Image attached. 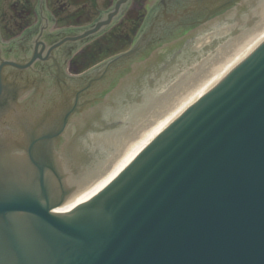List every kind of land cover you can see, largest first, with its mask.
<instances>
[{"label":"water","instance_id":"water-1","mask_svg":"<svg viewBox=\"0 0 264 264\" xmlns=\"http://www.w3.org/2000/svg\"><path fill=\"white\" fill-rule=\"evenodd\" d=\"M256 1L114 0L92 24L56 30L41 15L33 54L22 36H0V264H264V40L103 190L57 212L74 189L60 160L88 164L92 132L169 104L161 97L187 83L186 59L201 63L209 49L202 37ZM128 20L141 28L127 51L71 74L77 53ZM67 30L78 33L61 38ZM129 109L124 123L117 114Z\"/></svg>","mask_w":264,"mask_h":264},{"label":"bare ground","instance_id":"bare-ground-1","mask_svg":"<svg viewBox=\"0 0 264 264\" xmlns=\"http://www.w3.org/2000/svg\"><path fill=\"white\" fill-rule=\"evenodd\" d=\"M234 21L232 25H228L230 22L224 23L202 37L200 43H207L206 47L209 48L199 59L202 64L195 62L191 56L186 59L180 79L187 83L173 97L172 94L161 97L162 103L167 101L169 104L147 119L142 118V113L132 116L125 129H110L107 134L97 136L98 129L92 132L93 127L90 132L94 134L88 135L83 142V150L94 153V156L90 155V160H85L88 164L78 166L72 156L60 160L68 182L74 189L71 194L73 198L57 211L58 214H67L103 190L167 124L264 40V0H257L244 15L234 17ZM249 23L251 26L246 28ZM233 32H236L233 37L226 38L228 41L231 39L227 46H221L224 36ZM197 68V71L192 72L191 69ZM148 97L154 102L156 95L150 94ZM154 106L152 104L149 110L153 111ZM133 111L129 109L117 115L120 120H124Z\"/></svg>","mask_w":264,"mask_h":264},{"label":"trees","instance_id":"trees-1","mask_svg":"<svg viewBox=\"0 0 264 264\" xmlns=\"http://www.w3.org/2000/svg\"><path fill=\"white\" fill-rule=\"evenodd\" d=\"M69 3L77 7V10L72 12V14L65 15L64 7L60 6L58 0H51L52 12L60 22H64L63 26H72V25H87L91 23L95 17L91 14L90 10L87 9V5L91 0H67ZM136 1V0H135ZM110 3V1H109ZM16 9V8H15ZM19 10L16 12L18 13ZM25 13V15H24ZM19 14V13H18ZM34 16V7L28 2L27 7L20 10V14L14 20V24L10 26H2V32L6 39L12 38L17 34L21 33L26 27L32 23ZM19 18L21 20H19ZM129 29L130 33L121 35L122 27ZM127 26V27H125ZM140 28L139 21L137 20H128L126 25H120L111 31L110 34L104 36L103 38L98 39L89 46H87L80 55L76 56L71 64V72L74 74L82 73L92 66L101 62V56L104 54L107 57H111L118 53L125 51ZM83 60H85L83 62Z\"/></svg>","mask_w":264,"mask_h":264},{"label":"rangeland","instance_id":"rangeland-1","mask_svg":"<svg viewBox=\"0 0 264 264\" xmlns=\"http://www.w3.org/2000/svg\"><path fill=\"white\" fill-rule=\"evenodd\" d=\"M38 0H0V29L2 31V26H10L14 24V20L18 17L20 14V10L22 7L26 8L27 3L29 2L33 7L36 5ZM61 7H64V14L62 15V18L65 17L67 14H72V12L77 10V7L69 3L67 0H58ZM109 1L112 0H91V2L87 5V9L90 10L93 17H99L101 15L102 11H105L109 5ZM51 0H46V9L52 12V8L50 6ZM16 8V9H15ZM17 10L18 13L16 12ZM49 11V12H50ZM25 15V13H24ZM19 20H21L19 18ZM39 21V15L33 16L32 23L37 24ZM234 23V19L232 20ZM31 23V24H32ZM65 23L57 21L58 28H63Z\"/></svg>","mask_w":264,"mask_h":264},{"label":"flooded vegetation","instance_id":"flooded-vegetation-1","mask_svg":"<svg viewBox=\"0 0 264 264\" xmlns=\"http://www.w3.org/2000/svg\"><path fill=\"white\" fill-rule=\"evenodd\" d=\"M153 1L154 0H152V2ZM133 2H134V0H133ZM128 11H129V9H127V12ZM130 13H132V12H129V14H128L129 17L131 16ZM39 14L44 15V19L46 20V22H45V20H44V22L45 23H49V25L53 29V22H52L51 15L46 14L45 11H44V7L41 8L40 5H38L37 6V9H36V15H39ZM37 22H38V24H35L33 26H29L28 28H26V30H23L19 34L20 36H22L21 40H24V41H18V42H16L20 47H23L26 44H29V46L31 48L30 49L31 54H33L34 51L38 50L39 47H40V49H42V46L40 45L41 36H43L42 30H41L42 29V25H40L41 24L40 21H37ZM77 33H78L77 31L67 30L65 32H62L60 34V37L61 38H63V37L65 38V37L70 36V35H75L76 36ZM0 36H1L2 41H4V40L5 41H9V39L7 40V39L4 38V35H3L2 31H0ZM77 46H78V43H73L69 48H67V50L65 51V53L71 52ZM5 49H7V47L5 45H2L1 42H0V54H1V57L3 59H8V56L6 54ZM38 66H41V65H38Z\"/></svg>","mask_w":264,"mask_h":264}]
</instances>
